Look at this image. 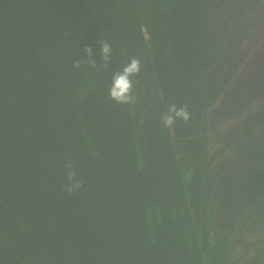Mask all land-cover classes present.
Segmentation results:
<instances>
[{
    "label": "trees",
    "instance_id": "trees-1",
    "mask_svg": "<svg viewBox=\"0 0 264 264\" xmlns=\"http://www.w3.org/2000/svg\"><path fill=\"white\" fill-rule=\"evenodd\" d=\"M207 5L0 0V264L238 259L235 233L216 217L225 170L212 169L208 125L236 68L208 83L221 57ZM102 42L111 45L106 67ZM133 57L141 64L135 99L118 103L113 77ZM173 104L187 105L192 118L167 128L162 117ZM255 154L264 160L263 147ZM69 164L83 182L72 194ZM249 173L229 185L264 183V169L256 179ZM256 192L248 212L262 203L264 184Z\"/></svg>",
    "mask_w": 264,
    "mask_h": 264
},
{
    "label": "flooded vegetation",
    "instance_id": "flooded-vegetation-1",
    "mask_svg": "<svg viewBox=\"0 0 264 264\" xmlns=\"http://www.w3.org/2000/svg\"><path fill=\"white\" fill-rule=\"evenodd\" d=\"M207 3L210 42L216 40L221 57L208 73V83L236 68L208 111L209 148L215 160L212 169L225 170L217 182L214 207L226 227L223 230L235 233L231 243L239 247V253L233 264H252L264 261V193L260 194L262 203L257 202L253 211L248 212V207L264 183L253 180V189H247L239 182L232 187L228 180L246 170L248 179H256L257 172L264 169V160L255 154L258 147L264 148V0ZM254 126L249 135L247 130Z\"/></svg>",
    "mask_w": 264,
    "mask_h": 264
},
{
    "label": "clouds",
    "instance_id": "clouds-1",
    "mask_svg": "<svg viewBox=\"0 0 264 264\" xmlns=\"http://www.w3.org/2000/svg\"><path fill=\"white\" fill-rule=\"evenodd\" d=\"M102 56L105 61V67L111 53V45L108 42H102L101 45ZM86 52L91 55V47L86 48ZM89 63L92 67H96L95 61L90 60ZM81 61H76L75 66L80 67ZM141 70L140 60L133 57L130 63L124 67L121 72H117L113 77L112 87L110 89V96L118 103H129L134 101L133 95L134 81L132 77L139 74ZM192 118V113L189 111L188 106L184 105L177 107L175 104L171 105L168 112L162 117V121L165 127L171 128L175 125L177 120H182L184 123H188ZM72 165H67L68 168V181L67 191L72 194L75 190L82 187L83 182L75 180L76 173L72 170Z\"/></svg>",
    "mask_w": 264,
    "mask_h": 264
},
{
    "label": "rangeland",
    "instance_id": "rangeland-1",
    "mask_svg": "<svg viewBox=\"0 0 264 264\" xmlns=\"http://www.w3.org/2000/svg\"><path fill=\"white\" fill-rule=\"evenodd\" d=\"M220 157V156H219ZM219 157L217 159H219Z\"/></svg>",
    "mask_w": 264,
    "mask_h": 264
},
{
    "label": "bare ground",
    "instance_id": "bare-ground-1",
    "mask_svg": "<svg viewBox=\"0 0 264 264\" xmlns=\"http://www.w3.org/2000/svg\"><path fill=\"white\" fill-rule=\"evenodd\" d=\"M252 39V38H251ZM234 67V66H233ZM235 119V118H234Z\"/></svg>",
    "mask_w": 264,
    "mask_h": 264
}]
</instances>
